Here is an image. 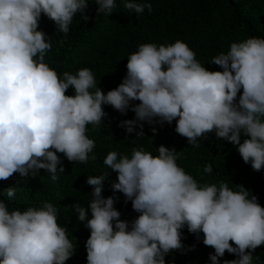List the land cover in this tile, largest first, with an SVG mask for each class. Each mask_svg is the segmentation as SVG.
Here are the masks:
<instances>
[{
	"label": "clouds",
	"instance_id": "1",
	"mask_svg": "<svg viewBox=\"0 0 264 264\" xmlns=\"http://www.w3.org/2000/svg\"><path fill=\"white\" fill-rule=\"evenodd\" d=\"M120 2L137 17L152 12L149 0ZM94 4L93 18L108 17L118 6L116 0ZM88 7L89 0H0V180L13 173L33 178L43 170L55 186L64 173L58 154L71 163L94 162L88 132L104 124L103 106L122 116L134 113L118 127L135 131L136 139L144 137L145 124L175 121V133L192 148L213 132L253 171L264 169V37L218 52L208 64L221 71L206 70L182 40L141 43L127 56L121 82L102 92L88 67L60 73L50 67L45 57L52 37L38 30L43 15L66 35L74 16L89 19ZM150 130L155 135L156 128ZM182 157L164 145L155 154L142 144L128 153L107 152L102 163L108 171L86 176L87 207L71 205L89 232L86 264H166L169 253L184 249V229L197 239L203 234L202 244L212 249L207 264H253V252L264 245V207L242 185L199 182L177 163ZM110 171L116 173L113 195L104 197ZM212 171L206 162L203 173ZM16 191L7 187L0 196L10 199ZM117 192L137 213L130 221L114 207ZM59 219L51 201L21 209L0 199V264H66L77 245ZM226 252L235 258L222 259Z\"/></svg>",
	"mask_w": 264,
	"mask_h": 264
},
{
	"label": "trees",
	"instance_id": "2",
	"mask_svg": "<svg viewBox=\"0 0 264 264\" xmlns=\"http://www.w3.org/2000/svg\"><path fill=\"white\" fill-rule=\"evenodd\" d=\"M116 2L117 8L108 17L101 14L93 18L96 6L94 0H89L85 13L89 19H80V14L74 16L66 35L56 32L54 23L42 15L38 30L52 37V47L45 57L50 67L58 73L75 72L88 67L95 73L98 87L106 92L121 82L126 73L127 56L141 43L160 44L182 40L195 52V58L205 64L206 70L221 71L219 66L208 64L218 52L227 51L232 42L252 36L264 37V0H149L152 4L151 14L145 10L138 17L135 13L126 12L120 0ZM65 94L71 95L72 90H66ZM103 108L107 113L103 118L105 125L88 132L89 138L95 141L94 162L71 163L58 154L63 162L64 173L59 174L55 186L49 182L48 174L43 170L33 178H19L13 173L7 180H0V192L7 187H17L12 198L0 196V199L7 200L10 207L23 209L41 201H51L58 206L59 222L68 227L70 238L77 245L66 264H86L84 243L89 232L76 220L71 205L81 202L87 207L91 186L85 184L86 176L108 171L102 161L110 150L128 153L133 146L142 144L155 154V148L160 145L174 148L183 152L182 159L177 163L199 182L224 181L233 189L236 185H242L264 207V169L253 171L249 164L242 161L231 143L218 139L210 132L199 138V147L192 148L186 138L175 133V121L171 125L145 124L144 137L136 139L135 131L128 134L118 127L121 120L134 118V113L128 111L122 116L111 106ZM152 127L156 128L155 135L150 130ZM243 139L242 136L241 142ZM206 162L212 165L211 174L203 173ZM115 176L116 173L110 171L104 182V197L113 195L110 184ZM115 196L118 199L114 207L121 213L120 218L133 219L137 213L131 209V202H125L119 192ZM183 235L184 249L169 253L165 257L166 264L169 261L171 264H207L208 253L212 249L202 244L203 234L197 239L184 229ZM234 258L226 252L222 259ZM253 264H264V245L258 246L253 252Z\"/></svg>",
	"mask_w": 264,
	"mask_h": 264
}]
</instances>
